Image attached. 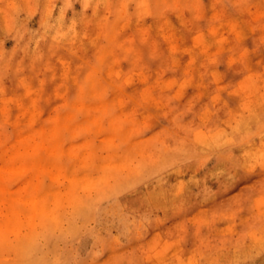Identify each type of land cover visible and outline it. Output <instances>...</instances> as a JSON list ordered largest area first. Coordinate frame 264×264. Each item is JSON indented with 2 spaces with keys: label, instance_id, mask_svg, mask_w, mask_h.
<instances>
[{
  "label": "rangeland",
  "instance_id": "rangeland-1",
  "mask_svg": "<svg viewBox=\"0 0 264 264\" xmlns=\"http://www.w3.org/2000/svg\"><path fill=\"white\" fill-rule=\"evenodd\" d=\"M0 264H264V0H0Z\"/></svg>",
  "mask_w": 264,
  "mask_h": 264
}]
</instances>
